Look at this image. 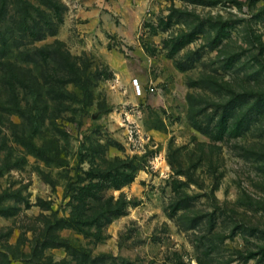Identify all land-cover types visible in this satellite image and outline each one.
Returning <instances> with one entry per match:
<instances>
[{
    "label": "rangeland",
    "instance_id": "rangeland-1",
    "mask_svg": "<svg viewBox=\"0 0 264 264\" xmlns=\"http://www.w3.org/2000/svg\"><path fill=\"white\" fill-rule=\"evenodd\" d=\"M57 1L104 73L40 134L0 89V264H264V0Z\"/></svg>",
    "mask_w": 264,
    "mask_h": 264
},
{
    "label": "trees",
    "instance_id": "trees-1",
    "mask_svg": "<svg viewBox=\"0 0 264 264\" xmlns=\"http://www.w3.org/2000/svg\"><path fill=\"white\" fill-rule=\"evenodd\" d=\"M36 1L39 4L33 0H0V57L3 58L0 89L7 92L5 102L9 106H3V110L18 113L29 122L32 134L47 130L43 129L46 120L52 122V114L68 109L64 100L77 103L67 86L73 85L87 101L95 80L104 73L97 68L91 71L86 60L70 55L60 41L34 45L55 33V26L42 6L61 8L57 0ZM22 40L26 41L21 43ZM79 102L82 107L88 106L85 101ZM253 104L255 111L260 112L258 106L264 107V95L258 94ZM52 126L59 132L54 123ZM28 143L27 140L24 144L28 146ZM69 222L68 226L77 224L74 219ZM91 222L88 219L84 223Z\"/></svg>",
    "mask_w": 264,
    "mask_h": 264
},
{
    "label": "built area",
    "instance_id": "built-area-1",
    "mask_svg": "<svg viewBox=\"0 0 264 264\" xmlns=\"http://www.w3.org/2000/svg\"><path fill=\"white\" fill-rule=\"evenodd\" d=\"M134 87H135L137 93H140V86L136 81L134 82ZM149 89H150V91H154V88H152V87H150Z\"/></svg>",
    "mask_w": 264,
    "mask_h": 264
}]
</instances>
